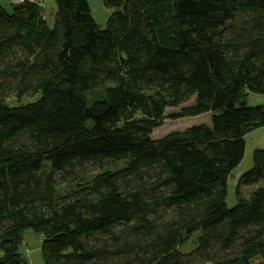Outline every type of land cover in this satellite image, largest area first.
<instances>
[{"label": "trees", "instance_id": "obj_1", "mask_svg": "<svg viewBox=\"0 0 264 264\" xmlns=\"http://www.w3.org/2000/svg\"><path fill=\"white\" fill-rule=\"evenodd\" d=\"M54 3L52 25L0 6V264H26V229L40 264H264V149L225 202L264 127L245 100L264 95V0H102L103 25L88 0ZM168 108L210 124L153 138Z\"/></svg>", "mask_w": 264, "mask_h": 264}, {"label": "rangeland", "instance_id": "obj_2", "mask_svg": "<svg viewBox=\"0 0 264 264\" xmlns=\"http://www.w3.org/2000/svg\"><path fill=\"white\" fill-rule=\"evenodd\" d=\"M3 0H0L2 2ZM28 1V0H23ZM45 4H44V2ZM92 6V11L94 15L97 16L98 20L101 21V16L103 13V9H105L102 0H89ZM14 3L22 2V0H13ZM32 2V1H28ZM42 10L44 16L47 20L49 25L53 24L54 13H55V3L54 0H42ZM34 3V2H33ZM3 4V3H2ZM1 4V5H2ZM3 7V6H2ZM4 8L10 11V5L4 6ZM178 79L184 80L181 75L176 76ZM192 99L188 100L187 102L183 103L185 105L189 103ZM247 105H263L264 106V95L263 94H256L252 92H248L245 97ZM177 108H168L165 111V118L161 125L154 128L151 132V136L153 138H158L167 132L173 130H182L185 127L191 124H199L205 123L210 124V112H206L203 114L189 116V117H180V118H172L169 117V113L176 112ZM244 150L243 155L238 163V165L232 170L229 180L227 182V197H226V206L231 207L236 203V191H235V180L237 176L247 171L252 165V152L254 149H264V127L254 128L248 131L244 135ZM167 150L173 151L176 153L180 160L186 158H195L200 155L199 151L187 142V141H178L167 145ZM259 184H263L264 182L261 181ZM258 184V185H259ZM254 185L249 186H241L240 193L244 197H248ZM22 243L19 246V251L22 253L26 264H40L42 261V250H41V240L42 236L39 232H36L32 229H26L23 231L22 236ZM189 243L184 247V249L189 248ZM1 254V251H0Z\"/></svg>", "mask_w": 264, "mask_h": 264}, {"label": "crops", "instance_id": "obj_3", "mask_svg": "<svg viewBox=\"0 0 264 264\" xmlns=\"http://www.w3.org/2000/svg\"><path fill=\"white\" fill-rule=\"evenodd\" d=\"M13 2V0H3L2 2H0V6H6V5H10ZM44 2V1H43ZM3 3V4H2ZM89 6H90V10H91V14L95 20L96 23H98L99 25H103L109 15V10L107 8L103 9V13L101 16V21L98 20L97 16L94 15L93 11H92V6L90 4V1L88 0ZM2 4V5H1ZM45 4V2H44Z\"/></svg>", "mask_w": 264, "mask_h": 264}, {"label": "built area", "instance_id": "obj_4", "mask_svg": "<svg viewBox=\"0 0 264 264\" xmlns=\"http://www.w3.org/2000/svg\"><path fill=\"white\" fill-rule=\"evenodd\" d=\"M22 1H23V0H22ZM28 1H32V2L36 3L37 5H39V6H41V7H42V5H43L42 0H28Z\"/></svg>", "mask_w": 264, "mask_h": 264}]
</instances>
